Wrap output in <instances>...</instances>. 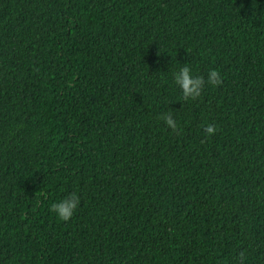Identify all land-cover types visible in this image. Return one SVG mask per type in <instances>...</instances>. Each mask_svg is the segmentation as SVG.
<instances>
[{
  "label": "trees",
  "instance_id": "1",
  "mask_svg": "<svg viewBox=\"0 0 264 264\" xmlns=\"http://www.w3.org/2000/svg\"><path fill=\"white\" fill-rule=\"evenodd\" d=\"M0 264H264V0H0Z\"/></svg>",
  "mask_w": 264,
  "mask_h": 264
},
{
  "label": "clouds",
  "instance_id": "2",
  "mask_svg": "<svg viewBox=\"0 0 264 264\" xmlns=\"http://www.w3.org/2000/svg\"><path fill=\"white\" fill-rule=\"evenodd\" d=\"M172 81L177 87L185 100H196L204 90L205 85L212 87L219 86L222 83V77L218 70H209L205 76L197 75L189 66H184L174 71ZM162 120L167 128L173 132L178 130V124L172 112H165L162 115ZM204 132L211 136L215 134L216 128L214 125H207ZM80 204V196L76 192H71L57 202L51 204L49 211L61 221L70 220ZM241 260L243 255H241Z\"/></svg>",
  "mask_w": 264,
  "mask_h": 264
}]
</instances>
